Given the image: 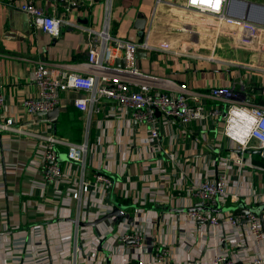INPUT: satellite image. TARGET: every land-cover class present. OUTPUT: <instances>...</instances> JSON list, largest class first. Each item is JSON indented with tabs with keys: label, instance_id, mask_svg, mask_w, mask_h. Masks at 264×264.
Instances as JSON below:
<instances>
[{
	"label": "built area",
	"instance_id": "built-area-1",
	"mask_svg": "<svg viewBox=\"0 0 264 264\" xmlns=\"http://www.w3.org/2000/svg\"><path fill=\"white\" fill-rule=\"evenodd\" d=\"M103 2V28L86 29L89 36L87 60L79 63L83 70H73L71 65L67 64L50 69L42 61L36 62V67L30 70V83L36 90L22 102L25 122L15 125L14 119L8 117V102L0 89V149L3 150L7 140H10V137L2 136L4 132L28 138L33 148V155L28 162L0 168V174L2 171L16 173L21 169L41 175L39 180L37 178L31 181L32 191L29 195L34 196L35 191L39 189L42 192V201L54 204L53 208H48L45 204L37 207L38 212L46 216L44 222L62 219L64 216L59 213L60 209L73 207L75 213L72 217V230L68 235H61L54 249L55 255L60 256L65 245H70L71 251H67V261L70 260V264H78L79 255L85 253L92 245L106 241L113 230L111 228L100 234L94 233L91 227H97L108 220L114 223L129 220L127 211L123 209H119L120 217H107L114 208L113 203H107L106 193L115 180L100 170L102 163L109 161V155L103 146L91 142L94 117H130L136 123L135 140L128 147L148 151L149 157L141 159L142 169L152 178L147 190L151 194L155 187L161 189L163 194L158 200L168 207L175 197L167 194V187L176 175L166 167L164 159L157 158L158 154H164L174 159L170 149L162 144V136L167 126L173 124L179 131L192 135L194 127L198 131V127L204 129V125L209 121H219L223 124L220 133L230 142V146L218 141L210 149L212 152L217 149L215 160L193 161L191 171L199 174V180L191 181L184 187L190 198H197L203 203L221 208L222 217L210 216L196 205L185 209L181 207L178 211L184 213L186 222L193 220L218 225L221 221V226L226 227L223 233L214 238L212 245L217 246V250L210 264H264L263 249L252 251L247 240V236L251 235L259 244L264 241L259 214L250 212L240 216L231 208L235 202L241 203L238 207L240 209L252 205L254 201H257L255 206L264 204V195H260V200L249 198L248 205H245L240 194L231 193L229 190L232 183L229 170L233 168V164L239 166V174L242 173L243 167L264 172V104L255 102L257 95L264 93V67L260 69L263 78L255 89H250L243 81L235 80L230 85H214L198 90L185 82L179 83L171 78L149 74L139 65L141 52L173 54L218 63L220 59L215 56L214 50L219 48L218 41L223 36L236 39L241 48L263 51L264 4L248 0H222L220 11L213 12L211 0L207 3L204 0H196L194 4L185 0V8L196 16H201L186 28L204 34L206 38L211 36L214 46L210 54L201 53L200 50L192 54L182 47L173 49L168 41L154 42L151 24L141 41L114 36L111 33L114 0ZM162 2L164 1L156 0V6ZM71 5L91 10L95 7V0H72ZM20 8L30 17L31 26L41 28L53 36L59 34L64 19L46 12L38 0H25ZM239 66L249 67L245 64ZM69 91L77 93V96L69 101V106L84 115V136L80 143L58 135L53 124L46 121L45 115H41L60 108L62 94ZM240 109H247L249 113L256 115L259 121L246 145L232 138L241 127L237 114ZM198 144H201V140L196 138L194 145ZM224 146L227 147L226 150ZM254 155H258V158ZM1 185L3 190V184ZM2 194L9 198L4 191ZM147 202L148 199L143 198L132 208L146 206ZM27 203L31 205L30 200H27ZM262 213L264 219V210ZM0 219L6 221L7 214L1 213ZM244 220L248 222L242 223ZM4 221L2 222L5 223ZM181 221L179 218V224ZM42 234L43 228L40 224L31 225L16 237L6 234L4 250L7 264H13L15 255L24 250L25 245H34V264H45L47 257L52 261L50 247L41 242ZM141 240V233L138 232L126 231L121 236L122 242L134 243L138 248L142 246ZM153 252L159 264L168 257V249L163 245L154 244ZM24 261L23 257L20 264H25ZM130 264L143 262L137 260Z\"/></svg>",
	"mask_w": 264,
	"mask_h": 264
},
{
	"label": "crops",
	"instance_id": "crops-1",
	"mask_svg": "<svg viewBox=\"0 0 264 264\" xmlns=\"http://www.w3.org/2000/svg\"><path fill=\"white\" fill-rule=\"evenodd\" d=\"M38 1L46 12L64 19L57 36L30 25V17L20 8L25 0H0V89L8 102L7 115L14 119L15 125L26 121L22 102L35 93L29 72L36 67V62L42 61L50 69L67 64L73 70H83L79 63L87 60L89 36L86 29L101 30L104 26L103 0H95V7L91 10L83 6L72 7V0ZM163 1L156 6V0H114L111 33L116 37L141 41L151 24L154 42L168 41L173 49L182 47L192 54L199 50L210 54L214 48L211 36L206 38L204 34L186 28L201 16L189 12L184 6L185 0ZM248 1L264 4V0ZM142 16L146 20L144 30L136 27L137 20ZM218 43L219 48L214 50L215 56L220 59L218 63L173 54L146 53V57H140L139 65L149 74L171 78L179 83L185 82L198 90L214 85H230L235 80L243 81L250 89H255L263 78L260 69L264 67V50L241 48L237 40L229 36H223ZM242 64L249 67H240ZM76 96L75 91L62 94L60 121L65 122L61 126L59 123L55 132L70 141L80 143L84 136V115L69 106V101ZM255 102L264 104V93L257 95ZM72 115L75 118L70 121L69 117ZM222 125L219 121H209L204 129L198 127L197 131L194 127L192 135L179 131L173 124L167 126L162 144L170 149L174 159L164 154H158L157 158L164 159L166 167L176 175L167 187V194L175 197L168 207L158 200L163 194L161 189L155 187L151 194L147 190L152 178L142 169L141 159L149 157L148 151L128 147L135 140L136 123L130 117H94L91 142L103 146L109 155V161H104L100 170L115 180L106 193L107 203H113L119 209L127 211L129 220H119L118 223L108 220L97 227H91L94 233L100 234L111 228L113 230L106 241L92 245L79 255L78 264H130L137 260H142L143 264H159L154 258V244L168 249V257L162 264H210L217 250V246L212 245L214 238L223 233L226 227L221 226V221L218 225L193 220L186 222L184 213L179 212L178 208L196 205L210 216L222 217L221 208L190 198L184 187L191 181L199 180V174L191 171L193 161L215 160L217 149L214 152L210 149L218 141L230 146V142L220 133ZM79 133L80 139L76 137ZM2 136L10 137V140H7L3 150L0 149V168L26 163L31 159L33 148L28 138L9 132L2 133ZM196 138L201 140V144L197 146L194 145ZM237 169L239 166L233 164V168L229 170V178L232 180L230 192L240 194L245 205H248L251 197L260 200V195H264V172L243 167L239 174ZM37 178L39 180L41 175L21 169L16 173L2 171L0 174V214H7L6 221L0 219V264H7L5 235L16 237L34 224L42 226L41 242L51 250L52 261L47 257L45 264L71 262L67 261L66 256L67 251H71L70 245H65L60 256L55 255L54 247L59 243L61 235H68L72 230L75 210L72 206L70 209L61 208L59 213L64 216L62 219L44 222L46 216L38 212L37 207L45 204L46 207L53 208L54 204L43 202L40 196L42 192L37 188L34 196L29 195L32 191L31 181ZM3 191L9 198L2 194ZM143 198L148 199L146 206L132 208ZM27 200H30L31 205ZM255 202L257 201L249 206H255ZM240 204L235 202L230 206L234 211L236 208L240 209ZM82 213L86 215L85 212ZM178 217L182 219L180 224ZM126 231L141 233V248L133 245L134 243L121 241V236ZM247 240L252 251H264V241L259 244L251 235L247 236ZM33 246L25 245L24 250L15 255L13 264H20L23 257L25 264H34Z\"/></svg>",
	"mask_w": 264,
	"mask_h": 264
},
{
	"label": "water",
	"instance_id": "water-1",
	"mask_svg": "<svg viewBox=\"0 0 264 264\" xmlns=\"http://www.w3.org/2000/svg\"><path fill=\"white\" fill-rule=\"evenodd\" d=\"M62 2H64L65 0H60ZM98 1V0H97ZM145 25H146V20L145 18L142 16L140 19L137 20L136 22V27L140 30H144L145 29ZM140 57H146V52L143 53H139ZM124 64V62L122 61V65ZM60 108H55L54 110L47 112V113H43L41 115H45L46 117V121H49L53 124L54 129L57 128L58 125V121L60 119ZM113 206V212L108 215L107 217H111L113 215L120 217V210L117 206ZM264 210V204H257L255 207H250V208H242V209H235V213L236 214H243V215H247L250 212H256L259 214L260 220H261V225H262V231L264 233V219H263V213L262 211ZM248 220H244L242 223H247Z\"/></svg>",
	"mask_w": 264,
	"mask_h": 264
},
{
	"label": "clouds",
	"instance_id": "clouds-1",
	"mask_svg": "<svg viewBox=\"0 0 264 264\" xmlns=\"http://www.w3.org/2000/svg\"><path fill=\"white\" fill-rule=\"evenodd\" d=\"M204 2L207 3L208 0H204ZM190 3H196V0H190ZM221 4L222 0H211V11L219 12ZM237 114L241 121V127L238 129L236 136L232 138L240 144L246 145L259 121L257 116L249 113L247 109H240Z\"/></svg>",
	"mask_w": 264,
	"mask_h": 264
},
{
	"label": "trees",
	"instance_id": "trees-1",
	"mask_svg": "<svg viewBox=\"0 0 264 264\" xmlns=\"http://www.w3.org/2000/svg\"><path fill=\"white\" fill-rule=\"evenodd\" d=\"M72 108H74V107H72ZM75 109V108H74ZM75 111H77V112H79L80 113V111H78L77 109H75ZM73 118H75V117H73V115H72V117L70 116L69 117V119H70V121H71V119H73ZM65 122V121H64ZM64 122H62V120L60 121V119H59V121H58V124L61 126V123H64ZM72 124H74L73 122H71ZM80 135H81V133H79L76 137L78 138V139H80L81 137H80ZM254 157L257 159L258 158V155H254Z\"/></svg>",
	"mask_w": 264,
	"mask_h": 264
}]
</instances>
